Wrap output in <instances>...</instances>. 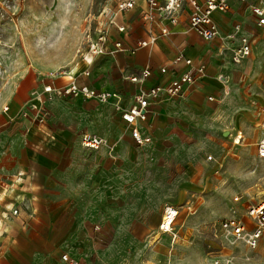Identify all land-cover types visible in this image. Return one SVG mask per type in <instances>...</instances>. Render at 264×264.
Returning a JSON list of instances; mask_svg holds the SVG:
<instances>
[{
	"label": "crops",
	"instance_id": "0c3cea01",
	"mask_svg": "<svg viewBox=\"0 0 264 264\" xmlns=\"http://www.w3.org/2000/svg\"><path fill=\"white\" fill-rule=\"evenodd\" d=\"M228 1L233 16L213 15L219 31L210 41L188 27V3L171 24L161 14L142 20L144 0H136L117 17L125 31L111 28L104 53L61 73L23 64L6 72L0 89V264H66L63 254L79 264H149L159 255L167 259L173 248V237L159 228L165 205L178 209L172 233L180 238L194 237L202 216L229 215L234 188L222 183L220 170L235 149L228 145L239 132L246 146L235 150L246 152L264 135L255 112L264 99V26L255 25L247 6L259 0ZM241 20L251 57L233 64L229 54L238 40L225 32ZM150 34L157 36L152 44L114 51V39L132 46ZM178 55L205 68L177 96L161 92L151 102L139 124L151 141L138 146L121 109L142 85L165 84L184 71L183 61L173 64ZM145 66L152 75L130 81ZM71 81L108 98L63 94ZM84 134L101 143L83 146ZM256 178L252 169L239 186L243 198H258ZM243 205L235 212L248 221Z\"/></svg>",
	"mask_w": 264,
	"mask_h": 264
},
{
	"label": "rangeland",
	"instance_id": "374dc122",
	"mask_svg": "<svg viewBox=\"0 0 264 264\" xmlns=\"http://www.w3.org/2000/svg\"><path fill=\"white\" fill-rule=\"evenodd\" d=\"M113 2L114 0H0V89L6 72L14 70L18 65H38L49 68L53 73H61L80 62L89 54V40L100 29L106 19L105 10L112 7ZM250 4L247 5L249 8ZM225 15L229 18L233 16L229 11ZM247 18L245 19L249 22ZM242 21L239 23V33L247 36L243 32ZM252 24L251 22L250 26ZM263 101L264 99L260 101L255 112H259ZM256 119L259 120L258 117ZM212 140L210 138L209 142ZM232 142L228 146L233 145ZM244 144L245 140L240 139L234 148L245 147ZM235 149L222 162L220 170L223 173L222 183L232 184L234 188L232 202H227L226 210H229L230 216L235 213L236 217L242 219V215L235 212L240 204H244L246 210L248 205L264 199V157L257 155L254 145L246 152ZM204 155L208 159L211 153ZM252 169H256L259 175V178L252 180L255 184L253 197L258 195V198L248 200L241 196L239 186L246 182ZM234 196L238 200H234ZM223 217L226 215L204 220L202 216L200 228L195 231L194 237L186 235L180 238L179 234L173 236L171 225V231L165 233L173 237V248L166 253L167 259H164L165 255H159L161 258L152 263L264 264L263 241L257 247L249 248L242 240L234 239L221 228L220 220Z\"/></svg>",
	"mask_w": 264,
	"mask_h": 264
},
{
	"label": "built area",
	"instance_id": "2783aa9c",
	"mask_svg": "<svg viewBox=\"0 0 264 264\" xmlns=\"http://www.w3.org/2000/svg\"><path fill=\"white\" fill-rule=\"evenodd\" d=\"M136 0H114L112 7L105 10L106 19L102 23L100 29L97 31L94 38L89 40L88 56L91 58L93 55L105 52V42L109 36L112 27L118 33L125 31V25L118 23L117 17L130 10L135 5ZM245 2L246 0H238ZM184 3H188L190 7L188 15V27L200 35L204 40L210 41L217 37L219 26L213 18L215 13H223L228 10V0H144L146 9L141 14L142 20H152L156 15L161 14L167 17L169 23L174 24L177 21L178 14L182 9ZM250 11L254 17L255 25L258 27L264 26V0H259L257 3L250 4ZM240 24L234 22L231 28L225 32L228 40H238L237 44L231 48L230 59L233 63H239L242 59L248 57L251 52V38L240 34ZM161 34L167 33V27L164 25L160 29ZM157 36L150 34L145 39L138 40L132 46L125 45L122 40L114 39L112 41L115 50H134L141 46H147L156 41ZM87 56V55H86ZM84 56V59L86 58ZM183 61L186 65L177 77L167 81L165 84H151L149 86H141L139 90L134 93L133 100L126 108L121 109V119L130 126V136L134 143L138 146L148 144L151 141V136L140 129V122L146 120L151 112L149 106L152 101L157 99L161 92H165L171 97L177 96L182 91V86L187 83L191 84L196 80L197 76L202 74L205 65L204 63L193 64L192 58L183 57L178 55L173 60V64ZM165 67H160L159 71L163 72ZM88 72L85 71V74ZM152 71L150 67H143L138 73L130 75L129 79L133 82H141L142 79L150 77ZM44 90H50V85H45ZM60 91L63 94L73 96H80L82 98H94L95 100H105L108 98V93L87 85H79L74 81L69 82L67 85L62 86ZM210 98V97H209ZM258 126L264 129V101L259 108ZM240 133L237 132L233 138V143H239ZM101 143V139L95 135L84 134L81 137V144L88 148H97ZM256 152L259 157H264V135L256 142ZM208 159L210 156L207 157ZM234 200H238L234 196ZM13 213L16 209L12 210ZM249 220L247 222L236 217L229 215L220 220L221 228L228 232L236 240H242L249 248H255L261 241L264 250V199L250 204L246 209ZM178 214V209L172 205H165L162 211V217L159 228L163 232L171 231V225ZM164 219H168V228H163L162 224ZM61 259L66 261V264H79L77 260L68 256L67 254L61 255ZM159 264V263H152Z\"/></svg>",
	"mask_w": 264,
	"mask_h": 264
},
{
	"label": "bare ground",
	"instance_id": "6f19581e",
	"mask_svg": "<svg viewBox=\"0 0 264 264\" xmlns=\"http://www.w3.org/2000/svg\"><path fill=\"white\" fill-rule=\"evenodd\" d=\"M167 220H168V219H164L163 224H162V227H163V228H166V229H167L168 226H169Z\"/></svg>",
	"mask_w": 264,
	"mask_h": 264
}]
</instances>
